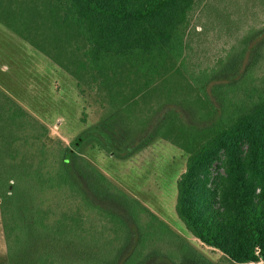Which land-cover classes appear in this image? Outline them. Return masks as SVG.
I'll list each match as a JSON object with an SVG mask.
<instances>
[{"label":"trees","instance_id":"1","mask_svg":"<svg viewBox=\"0 0 264 264\" xmlns=\"http://www.w3.org/2000/svg\"><path fill=\"white\" fill-rule=\"evenodd\" d=\"M204 2L0 0V28L49 63L46 73L39 72L46 78L36 76L42 91L50 90L51 78L66 77L84 109L109 113L65 147L0 88L7 264H178V253L198 264L205 260L80 155L94 144L125 158L121 139L133 143L147 129L154 113L141 112L154 98L170 107L147 142L158 136L179 149L181 166L175 163L172 180L175 212L186 231L232 264H264V78L255 84L253 77L264 59V27L244 36L222 66L226 76L236 75L249 44L260 38L244 74L213 84L210 95L218 73L194 74L186 63L190 18ZM171 105L202 122L186 123ZM166 239L177 252L159 250Z\"/></svg>","mask_w":264,"mask_h":264},{"label":"rangeland","instance_id":"2","mask_svg":"<svg viewBox=\"0 0 264 264\" xmlns=\"http://www.w3.org/2000/svg\"><path fill=\"white\" fill-rule=\"evenodd\" d=\"M263 27L264 6L260 0H205L203 5L196 7L190 18L186 47L187 68L194 74L203 70L218 73V78L207 88L211 95L213 84H226L244 74L253 47L260 38L249 44L236 75L226 76L221 72L222 66L233 49L241 46L240 42L244 36ZM47 63L13 33L0 28V88L17 99L25 110L46 125L51 137L60 138L65 147H73L79 136L86 130L98 128L109 113L91 105L84 109V103L78 99L76 90L66 77L53 79L50 74L51 80L47 83L49 85L50 82V90L42 91L43 84H40L36 76L46 78V74L41 75L39 72L46 73L45 65L49 68ZM253 77L255 84L264 78V59ZM174 99L179 100L180 96L177 95ZM162 101L165 100L163 98L149 100V111L147 106V112L141 113L149 114L151 108L154 117L147 129L138 135L133 143L131 141L128 144L126 139H121L123 142L121 146L124 147V151L126 150L122 154L125 158L119 159L105 151L97 150L94 144L86 145L80 155L91 161L129 197L139 199L188 242L204 257L205 260L199 264H232L220 251L202 245L191 237L175 212L176 182L172 179L175 177V163L179 162L181 166L179 149L172 145L170 140L158 136L147 142L149 133L154 130L153 126L170 107L160 105ZM211 101L216 103L214 97ZM171 107L181 114L186 123L202 122L188 109L178 105ZM5 243L0 216V264H7ZM162 243L159 250L178 251L177 245L170 239ZM178 255L176 259L178 264H198L192 260V256H185L182 253Z\"/></svg>","mask_w":264,"mask_h":264}]
</instances>
